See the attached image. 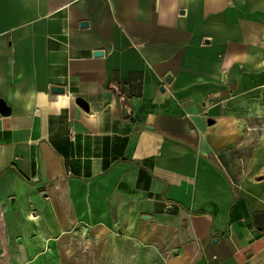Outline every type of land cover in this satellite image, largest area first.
I'll list each match as a JSON object with an SVG mask.
<instances>
[{
  "label": "crops",
  "instance_id": "1",
  "mask_svg": "<svg viewBox=\"0 0 264 264\" xmlns=\"http://www.w3.org/2000/svg\"><path fill=\"white\" fill-rule=\"evenodd\" d=\"M0 98V264H264V0H0Z\"/></svg>",
  "mask_w": 264,
  "mask_h": 264
},
{
  "label": "water",
  "instance_id": "2",
  "mask_svg": "<svg viewBox=\"0 0 264 264\" xmlns=\"http://www.w3.org/2000/svg\"><path fill=\"white\" fill-rule=\"evenodd\" d=\"M82 26H87V22H83L82 23ZM95 54L96 55H102V52L101 51H96ZM51 90H52V92L57 93V94H63L65 92L64 87H61V86H52L51 87ZM76 102L81 107H83L85 110H88L89 109L88 104L86 103V101L83 98L78 97L76 99ZM122 111H123V114L125 116L128 115L127 107H126V105L124 103H123ZM10 112H11V108L6 104V102L3 99L0 98V113L2 115H9Z\"/></svg>",
  "mask_w": 264,
  "mask_h": 264
},
{
  "label": "rangeland",
  "instance_id": "3",
  "mask_svg": "<svg viewBox=\"0 0 264 264\" xmlns=\"http://www.w3.org/2000/svg\"><path fill=\"white\" fill-rule=\"evenodd\" d=\"M33 263L34 264H50V256H48V257L46 256L45 259L43 258V260H39V261L33 262Z\"/></svg>",
  "mask_w": 264,
  "mask_h": 264
}]
</instances>
